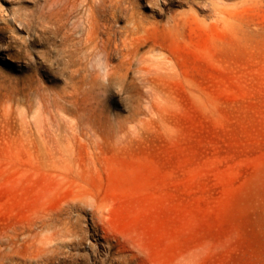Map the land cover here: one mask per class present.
<instances>
[{
	"label": "rangeland",
	"instance_id": "374dc122",
	"mask_svg": "<svg viewBox=\"0 0 264 264\" xmlns=\"http://www.w3.org/2000/svg\"><path fill=\"white\" fill-rule=\"evenodd\" d=\"M186 258L264 264V0H0V264Z\"/></svg>",
	"mask_w": 264,
	"mask_h": 264
},
{
	"label": "bare ground",
	"instance_id": "6f19581e",
	"mask_svg": "<svg viewBox=\"0 0 264 264\" xmlns=\"http://www.w3.org/2000/svg\"><path fill=\"white\" fill-rule=\"evenodd\" d=\"M184 259H185V258H184ZM184 259L181 260V261H183L182 264H188V262H187V258H186V260H184Z\"/></svg>",
	"mask_w": 264,
	"mask_h": 264
}]
</instances>
